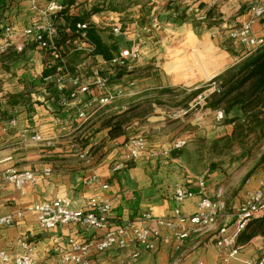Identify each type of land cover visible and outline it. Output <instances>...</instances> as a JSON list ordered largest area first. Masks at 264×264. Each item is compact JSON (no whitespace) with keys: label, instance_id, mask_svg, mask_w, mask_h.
<instances>
[{"label":"crops","instance_id":"0c3cea01","mask_svg":"<svg viewBox=\"0 0 264 264\" xmlns=\"http://www.w3.org/2000/svg\"><path fill=\"white\" fill-rule=\"evenodd\" d=\"M49 1L40 0L38 4L45 6ZM54 1L65 6L69 18H85L86 22L92 23L102 41L116 47L113 57L122 49L119 43L109 45L104 40L103 35H113L110 29L103 27L104 21L113 19L121 24L125 32L122 35H127L124 38L126 49L139 44L141 54L133 61L139 63L134 65V70L131 69L132 75L127 76L135 78L134 86L128 92L126 90L124 99L114 103V109L118 110L114 113L116 115L125 112L131 104L144 100L157 103L171 99L185 107L188 103H183L185 96L200 90L212 91L213 87L207 82L216 81L227 69L247 57L244 49L228 38V32L247 20L250 0H216L213 7L209 6L211 0H206L199 4L200 9L207 11V19L203 22L194 20L187 12L188 0ZM261 2L264 5V0ZM34 18L28 0H0V40L6 26L21 31L29 27ZM253 30L256 36L264 37V18L254 25ZM177 41L195 45L198 61L192 60V54L188 58L185 57L187 54L177 56ZM198 56L206 58L205 61L201 62ZM154 57L156 63L148 71V77L139 79L133 74L137 67L144 70L146 67L142 62ZM66 60L72 71L80 63H85L82 71L85 78H91L95 71H103L108 62L95 50L88 55L68 54ZM46 62L47 58L33 45L27 46L20 55L10 49L3 59L0 58V101L2 108L8 111L9 120H17L16 127H8L9 120H0V216L15 214L35 203L58 197L67 198L77 209L86 210L88 197L98 196L112 203L110 218L112 228H115L122 221L138 223L140 215L147 211L157 216H169L177 205L173 200L176 185L194 193V197L182 207L185 214L193 215L203 196L198 179L209 174L204 196L219 200L223 206L222 216L212 229L192 236L179 248L162 241L154 251H143L138 245L125 249L113 247L103 253H95L92 264H224L223 251L215 242V231L224 225L233 231L239 206L247 199L248 193L264 185V152L257 159L253 157L240 162L234 159L228 167L221 169L205 156L197 158L190 144L180 151L171 152L167 159L151 158L150 153L159 151L174 138L192 140L206 136L217 140L230 136L233 125H218L214 111L209 109L202 114L205 116L203 122L193 123L191 118L179 117L177 121L181 127L178 129L170 127V121L160 116L146 118L150 123L145 134L147 152L137 161L126 162L124 145L134 131H142V120H131L121 133L113 135L110 128L97 127L95 132L88 134L86 142H78L85 136V128L103 111L85 125L75 121L77 108L63 109L58 96L49 90L53 84L44 80ZM190 70L193 73L201 70L202 74L198 73V79L192 82L186 77L191 76ZM178 89L183 91L176 96ZM20 94H27L30 105L11 109L6 99ZM117 104H120L119 108ZM182 111L185 113L186 109L182 108ZM190 125L194 128L184 131ZM161 129L168 131L157 133ZM26 130L29 133L22 137ZM33 133H38L44 140L26 143L24 139H29ZM122 162L125 167L114 171V167ZM11 167L34 172L38 176L37 184H28L24 193H20L5 180ZM46 170L50 171L49 175H45ZM90 176H97L99 181L87 187L83 180ZM250 233V227L240 233L238 253L229 264H246L264 256V232L247 239ZM104 234V230H87L74 225L42 232L37 228L34 216L26 212L14 227L0 228V245L14 253L21 250L24 242L31 243L35 247L36 264H55L67 250L69 237L85 242ZM168 234V231H163V236ZM134 254L138 257L135 258Z\"/></svg>","mask_w":264,"mask_h":264},{"label":"built area","instance_id":"2783aa9c","mask_svg":"<svg viewBox=\"0 0 264 264\" xmlns=\"http://www.w3.org/2000/svg\"><path fill=\"white\" fill-rule=\"evenodd\" d=\"M35 18L32 24L21 31H15L11 26H6L0 40V58L6 55L10 49L16 54H23L29 45H33L38 52L47 58L45 69L52 70V74L46 77L45 82L52 83L58 92V102L65 110L77 108L75 121L84 125L97 113L111 107L116 101L126 96V89L122 86H112L111 80L117 75V68L133 69V61L139 58L141 49L139 44H133L131 48L121 50L119 55L114 56L105 63V69L95 71L91 78H85L82 71L85 63H80L75 71H72L66 60V55L73 53L91 54L95 46L88 40L87 29L90 22L76 23L71 26L64 20L63 13L66 8L62 3L51 0L45 6H40V0H28ZM85 1V0H83ZM156 1V0H152ZM206 0H188L187 12L197 21L207 19V11L199 8V4ZM241 1V0H239ZM216 4L211 0L210 7ZM264 18V5L261 0H250L248 18L239 26L233 27L228 32V38L237 43L246 52V56L261 49L264 46V37L255 35L253 27ZM103 27L111 30L113 36H127L121 24L115 20H107ZM73 37L67 44L59 45V27ZM73 33L78 35H73ZM68 53V54H67ZM212 91L205 90L199 93L190 104V111L207 104L209 95L219 93L217 82L209 81ZM134 82L129 83L133 87ZM184 112V111H181ZM187 112H185L186 114ZM216 122L224 119L222 110L215 112ZM8 127H16L17 120L8 121ZM28 130L22 137L27 136ZM26 143H40L44 139L33 133ZM189 143L188 139H174L164 144L159 151L150 153L152 159L168 158L171 152L180 151ZM126 149L125 161L134 162L139 160L148 149V143L143 135L130 138L124 145ZM125 163H119L114 171L122 170ZM50 171L46 170L45 175ZM205 174L198 179L203 195L196 205L193 215L185 214L182 207L194 193L181 185H176L173 190V200L177 204L169 216H157L147 211L140 215L137 222L122 221L112 228L110 212L112 203L98 196H90L87 199L86 210L77 209L73 202L64 197H58L33 204L27 210H20L15 214L0 216V228L14 227L22 219L26 212H30L35 219L37 228L42 232L56 229L60 226H78L87 230H104L105 234L90 241H79L71 236L67 239V250L55 264H92V256L95 253H103L113 247L121 249L132 245H138L143 251H154L159 241L176 248L182 246L192 236L201 235L212 229L222 216L223 206L219 200H212L204 196L206 188ZM5 180L12 184L20 193H24L25 187L36 185L38 176L32 171H18L9 168ZM97 176H90L83 180L85 186L90 187L98 182ZM107 188L108 186H104ZM264 217V185L260 189L248 193L247 199L239 206L233 231L227 225L219 226L215 231L216 245L222 249L224 264H229L237 253V245L240 233L251 221ZM169 232L163 236V231ZM35 247L33 244L24 242L21 250L9 253L0 245V264H36ZM138 257V254H134ZM246 264H264V256L248 261Z\"/></svg>","mask_w":264,"mask_h":264},{"label":"trees","instance_id":"16d2710c","mask_svg":"<svg viewBox=\"0 0 264 264\" xmlns=\"http://www.w3.org/2000/svg\"><path fill=\"white\" fill-rule=\"evenodd\" d=\"M63 16L71 26H75L79 22H86L85 18H69L67 12L63 13ZM59 29L61 36L58 44L65 46L73 37L63 31V26H60ZM73 35L78 34L73 33ZM87 35L88 40L95 46L97 54L102 55L107 61L113 58V54L117 51L116 47L106 45L92 24L87 29ZM4 57L5 55L1 58ZM51 74L52 70H47L44 76L48 77ZM216 82L219 85L220 92H213L209 95L207 99L208 107L212 110H222L225 116L224 124L233 125V130L230 136H225L215 142H225L230 145L237 144L242 149H246L244 151L249 152L254 148L264 146V46L227 69ZM49 90L55 97L58 96V92L53 85L50 86ZM202 91L185 96L183 103L186 104ZM28 100L27 94L15 95L6 99L11 109L17 106L28 107L30 105ZM151 103V101L144 100L131 104L122 114H114L105 120L100 128H110L112 135L119 134L124 123L131 121L128 116L135 114L144 105ZM157 104L161 103L157 102ZM9 119L8 111L2 108L0 101V120ZM247 227L251 228V233L248 234L247 239L251 238L253 234L264 232V217L251 221L245 229Z\"/></svg>","mask_w":264,"mask_h":264},{"label":"rangeland","instance_id":"374dc122","mask_svg":"<svg viewBox=\"0 0 264 264\" xmlns=\"http://www.w3.org/2000/svg\"><path fill=\"white\" fill-rule=\"evenodd\" d=\"M195 20V19H194ZM197 21V20H196ZM104 36V40L107 41V43H109V45H112V44H116V43H119V45H121V49H126L124 47L125 45V36H113V35H103ZM176 49H178L177 51V56H181L182 54H187L185 57L188 58L189 54H192L191 57H192V60H195L196 62L198 61L196 59V52H197V48L195 45H192V44H188L187 42L184 41L183 42H180V41H177L176 43ZM20 55V54H19ZM202 62V60L205 61L206 58L204 57H200L198 56ZM186 59V58H184ZM142 61H140L141 63ZM139 62H133L131 65L133 66V69L134 70V65L135 64H138ZM142 63L144 67H146L144 70L143 68L141 67H137L135 69V72L133 74H136V76L141 79V78H144V77H148V75H150V72H148L150 69H152L154 66L153 64L156 63V58H149L147 59L146 61H143ZM197 64V63H196ZM197 69L199 70L200 66L197 64ZM122 69H125L126 73L125 72H122L121 70ZM132 70H128L126 68H117V75L115 77L112 78V81H111V85L112 86H119V85H122L126 90L127 92L131 90L130 87H128V83L131 82V81H134L135 78H127V76L129 75H132ZM191 76H186L187 78L190 79V81L194 82L196 81L198 78V73L199 74H202L201 70L197 72H194L191 71ZM124 75L126 76L125 78ZM135 76V75H134ZM135 76V77H136ZM197 76V77H196ZM214 81V80H212ZM207 84H210V82H207ZM130 88V90H129ZM179 92H177L176 95H179L180 92H182L183 90L181 89H178ZM199 94V93H198ZM197 96V95H196ZM195 96L187 103V105L185 107H182V105L180 104V102H176V100H165V102H160L161 104H157V103H151V104H146L144 105L141 109H139L137 112H135V114H131L130 116H128L129 120H135V119H140L142 120L140 123L142 124V131H144V133L142 134L145 138H146V133H147V129L148 127L150 126V123L146 122V118L148 119H154L155 117H158L160 116L161 118H165V120L167 122L170 121L171 124L170 127H174L173 129H178L181 127L180 122L177 121L179 120L180 118H191L193 119V123L198 122L199 120L201 122H203L205 120V116H203V112H205L206 110L208 111L210 108L208 107V104H206L203 109L201 111H199L201 109V107H197V108H194L192 109L191 111L189 110L190 109V104L192 103V101L194 100ZM124 99V98H123ZM119 101V100H118ZM146 101V100H145ZM150 101V100H149ZM117 102V101H116ZM30 103V102H29ZM119 103V102H118ZM115 105V104H114ZM118 108L120 106V104H117ZM124 106H127V104H122ZM121 105V106H122ZM187 107V108H186ZM180 108V109H179ZM182 108L186 109V114L181 112L182 111ZM212 110V109H211ZM219 110V109H218ZM218 110H213L214 111V115H215V112L218 111ZM118 110L117 109H114V106H111L105 110H103V112H101V116L96 118V120H94L90 126H87L85 128V136L81 137L80 140H78V142L80 143H84L86 142V140L89 138V135L88 134H92L93 132L96 131L97 127H101V125L103 124V122L105 120H107L108 118H110L112 115H114V113H116ZM234 114V113H233ZM97 116V115H96ZM213 116V115H212ZM211 115H208V117H212ZM133 117V118H132ZM137 117V118H136ZM180 117V118H179ZM213 120V118H211ZM224 119H225V116H224ZM224 119L222 120V122L220 123H217L218 125L221 124V126L224 124ZM215 122V120H214ZM130 123V122H128ZM127 122L124 123L123 127H125L127 124ZM83 125V124H82ZM85 125V124H84ZM214 126V124H213ZM196 127V126H195ZM217 127V126H215ZM83 128V126L81 127V129ZM194 128V125H190L189 128L185 127L184 131H186L187 129H192ZM169 129H172V128H169ZM142 131H134V134L132 135V137H135L137 136L138 134L142 133ZM150 133L151 131L148 130ZM164 131H168L166 129H161V130H157V133H160V132H164ZM122 132V130H121ZM131 137V138H132ZM174 139H177V138H174ZM174 139H171L169 140L172 141ZM221 139V138H220ZM219 140V139H217ZM217 140H213L212 138L209 137V139L205 136V137H199V138H194V139H189V143L188 145L190 144L191 146V150L192 152L197 155L196 157L198 158V156H205L208 160L210 161H214L218 168H222L223 166L224 167H228V164L229 163H232V161H234V159H236L237 161H248L250 159H252L253 157L254 158H258L261 153L264 152V146H261L260 148H254L252 149L250 152L249 151H244L246 149H242L239 145L237 144H234V145H230L228 143H225V142H215ZM168 143V142H167ZM160 160H164V159H167V158H159ZM231 165V164H230ZM223 167V168H224Z\"/></svg>","mask_w":264,"mask_h":264}]
</instances>
